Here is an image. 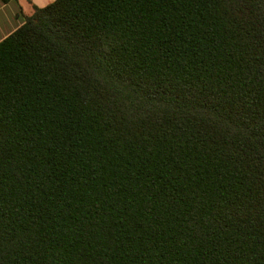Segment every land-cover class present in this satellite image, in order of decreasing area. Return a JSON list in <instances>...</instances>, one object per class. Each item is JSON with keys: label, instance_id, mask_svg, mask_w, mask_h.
I'll list each match as a JSON object with an SVG mask.
<instances>
[{"label": "trees", "instance_id": "trees-1", "mask_svg": "<svg viewBox=\"0 0 264 264\" xmlns=\"http://www.w3.org/2000/svg\"><path fill=\"white\" fill-rule=\"evenodd\" d=\"M0 264H264V0L24 16L0 42Z\"/></svg>", "mask_w": 264, "mask_h": 264}, {"label": "crops", "instance_id": "crops-1", "mask_svg": "<svg viewBox=\"0 0 264 264\" xmlns=\"http://www.w3.org/2000/svg\"><path fill=\"white\" fill-rule=\"evenodd\" d=\"M53 0H0V42L24 23L35 6L45 7Z\"/></svg>", "mask_w": 264, "mask_h": 264}]
</instances>
